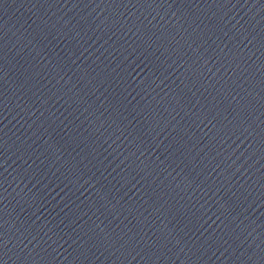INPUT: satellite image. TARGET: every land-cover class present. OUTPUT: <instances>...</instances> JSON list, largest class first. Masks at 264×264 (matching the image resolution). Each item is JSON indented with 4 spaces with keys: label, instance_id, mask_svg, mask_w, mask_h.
Instances as JSON below:
<instances>
[{
    "label": "water",
    "instance_id": "obj_1",
    "mask_svg": "<svg viewBox=\"0 0 264 264\" xmlns=\"http://www.w3.org/2000/svg\"><path fill=\"white\" fill-rule=\"evenodd\" d=\"M0 264H264V0H0Z\"/></svg>",
    "mask_w": 264,
    "mask_h": 264
}]
</instances>
